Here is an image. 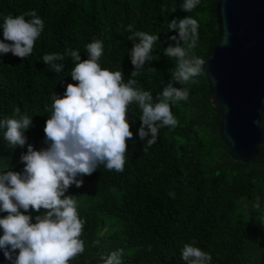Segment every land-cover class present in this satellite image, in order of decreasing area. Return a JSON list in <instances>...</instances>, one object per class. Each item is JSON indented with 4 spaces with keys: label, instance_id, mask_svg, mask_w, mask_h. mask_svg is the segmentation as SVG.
<instances>
[{
    "label": "trees",
    "instance_id": "trees-1",
    "mask_svg": "<svg viewBox=\"0 0 264 264\" xmlns=\"http://www.w3.org/2000/svg\"><path fill=\"white\" fill-rule=\"evenodd\" d=\"M185 0H0V41L4 18L35 11L44 22L33 52L21 60L11 53L0 54V120L13 118L15 107L32 117L26 144L14 148L0 127V172H23L21 156L28 145L47 147L44 128L50 117L52 96L63 97L66 86L76 83L70 74L75 66L68 50L88 59L86 45L101 41L102 69L121 71L123 82L135 79V87L162 99L172 81L177 59L166 56L169 23L191 17L199 24L195 47L179 41L189 58L206 61L217 44L214 9L217 0H200L191 12L182 10ZM173 9H176L173 12ZM26 20L31 17L26 16ZM129 25L132 31H129ZM135 31L157 35L150 59L133 77L131 63ZM65 55L63 71L56 73L44 64L43 56ZM155 69V70H154ZM186 88L187 101L172 105L178 120L175 127H162L154 145L138 135L142 110L133 102L128 119L133 133L127 141L123 172L109 171L101 164L90 176H81L83 186L72 185L80 218L85 221L81 239L85 251L70 264H102V257L122 251V264H186L181 259L185 244L211 255L210 264H264V112L260 121L263 141L251 163L229 156L218 135L219 115L210 100L204 71ZM41 212L25 213L33 217ZM6 213H0L2 218ZM99 241V244H95Z\"/></svg>",
    "mask_w": 264,
    "mask_h": 264
},
{
    "label": "clouds",
    "instance_id": "clouds-1",
    "mask_svg": "<svg viewBox=\"0 0 264 264\" xmlns=\"http://www.w3.org/2000/svg\"><path fill=\"white\" fill-rule=\"evenodd\" d=\"M200 0H185L182 10L191 12ZM176 9H173L175 12ZM31 17L26 20L25 17ZM169 31L179 33L176 46H169L165 55L177 59V67L172 81L163 89L162 99L153 102L152 94L135 87L137 81L123 82L121 71L102 69L99 63L103 55L101 41L86 45L88 59L81 60L79 51L68 50L75 63L71 78L76 83L66 86L63 97L52 96L50 117L46 120L44 133L46 148L39 151L28 145L27 152L21 156L23 172L9 170L0 172V251L11 264H70L85 251L81 239L85 221L80 218L77 202L72 195H66L75 185L83 186L81 176L92 175L103 164L109 171L123 172L126 163L127 141L133 133L128 119L129 105L135 102L142 110L138 135L146 141L144 150L154 145L162 127H175L178 120L172 113V105L187 101L186 88H177L173 82L187 84L200 75L205 61L189 58L179 41H191L195 47L198 39L197 20L186 17L173 19ZM3 40L0 41V54L11 53L21 58L32 54L35 42L44 30V22L35 11L4 18ZM129 31L132 26L129 25ZM130 41L138 39L131 50L133 77L150 59L157 35L135 31ZM65 55L59 53L43 56L44 64L54 72L60 73L65 65ZM155 70V69H154ZM33 126L32 117L22 114L15 107L13 118L0 120L5 128L4 138L14 148L26 144L24 133ZM35 216L30 211L41 212ZM95 244H99L96 241ZM18 251V255L13 256ZM181 259L186 264H210L212 257L192 244H185ZM122 251L102 257V264H122Z\"/></svg>",
    "mask_w": 264,
    "mask_h": 264
},
{
    "label": "water",
    "instance_id": "water-1",
    "mask_svg": "<svg viewBox=\"0 0 264 264\" xmlns=\"http://www.w3.org/2000/svg\"><path fill=\"white\" fill-rule=\"evenodd\" d=\"M214 14L217 44L203 69L218 109V135L233 160L251 163L263 141L264 0H217ZM0 264H11L2 251Z\"/></svg>",
    "mask_w": 264,
    "mask_h": 264
}]
</instances>
